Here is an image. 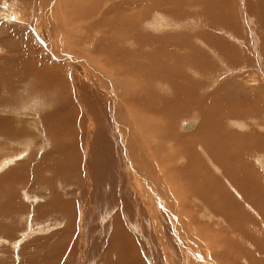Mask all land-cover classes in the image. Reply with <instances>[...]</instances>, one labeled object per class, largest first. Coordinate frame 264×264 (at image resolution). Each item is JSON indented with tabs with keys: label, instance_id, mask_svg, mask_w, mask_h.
<instances>
[{
	"label": "rangeland",
	"instance_id": "obj_1",
	"mask_svg": "<svg viewBox=\"0 0 264 264\" xmlns=\"http://www.w3.org/2000/svg\"><path fill=\"white\" fill-rule=\"evenodd\" d=\"M132 1L136 0H128L135 6H126L127 0H0V118L9 117L13 120L12 127L18 125L17 129L24 130L20 136H15L14 133L0 136V165L2 160L7 161L20 150L25 149L28 154L26 158L8 165L3 164L5 167L0 166V264H202L206 260L207 264H264V0H146L145 6L143 3L136 5L139 0L135 3ZM142 10H145L142 13L145 17L157 15L158 22L161 19H175V24H184L185 21L186 24L188 21L194 26L196 24L190 31L171 28L168 32H163L166 36H157L156 41L151 39V42L159 44H165L166 41L170 43L172 38L169 36L172 34L169 30L178 31L175 34L188 41L191 50L174 49L178 53H185L184 50L190 53L181 54L178 59L174 55L170 56L169 52L165 57L170 48L165 47V52L161 46L160 50L155 47L152 51L150 46L143 44L141 48L146 51L134 48L129 52L128 49L134 45L126 44L127 34L119 22L135 20ZM47 19L52 23H48L49 29L44 31L43 22ZM144 24L143 22L138 27L139 31L145 29ZM149 32L153 36L159 33L152 30ZM196 33L207 36L206 41L211 48L203 43H195L197 39L191 35L195 36ZM89 38L95 44L87 41L89 46L84 48L82 44ZM133 40L142 43L139 37H134L131 41ZM74 45L82 47L76 49ZM82 48L89 50L87 56L77 53V50L84 51ZM101 52L105 54L102 55ZM98 56H101L100 59ZM91 62L104 75L107 70H113L112 74L117 81L110 88L113 95H117L116 102L121 105L119 107L127 109L123 112L124 125L109 115L111 109L108 97L101 94L100 89L97 91L92 85L89 88V84L82 81L85 71L89 72V66H94L93 63L90 65ZM131 62L136 66H132ZM127 63L131 65L126 66ZM172 65L175 66L174 69ZM50 67L62 69L70 84L69 78L72 75L81 78V83L78 82L77 85L83 94L79 103L81 107L74 105L75 102L68 98L70 96L66 90L69 86L63 82V78L50 79ZM153 69L161 73L171 71L170 74L178 81L169 79L168 74L171 82L161 79L162 83L155 84L152 74L156 71ZM180 70L182 72H178ZM139 71H145L147 78ZM130 78L135 83L131 84ZM123 85L126 88H122ZM119 87L124 90L118 91ZM188 87L192 89L189 90ZM153 88L160 92L167 91L163 95L156 94L153 100L161 108V112H157L158 116L151 113V105L154 103L148 101ZM122 93L123 98L120 97ZM170 93L178 99L176 107L172 106L171 99L164 97ZM191 98L196 103H179L180 100ZM132 100L133 103L136 102L135 105ZM164 102L167 106H164ZM206 109L207 114L204 113ZM125 114L132 116L131 121H128ZM193 118L200 128L206 125L203 129L207 131L200 132L206 138L205 149L211 145L209 149H204L207 151L205 154L210 152L209 154L219 155L217 158L214 156V162L211 163L207 158L210 155L206 156L204 150L200 153L207 163L200 162L205 163V167L208 165L209 169L212 168L210 181L203 180L204 171L199 174L200 180L183 174L173 179L175 187L171 188L176 190L175 193H182L183 206L179 209L182 216L179 214L181 218H176L180 222L184 221V224L181 223L178 227L191 232L190 240L199 247L198 250L192 246L191 250L197 252L196 256L199 258L191 253L188 242L173 234L171 226L174 224L162 207H157L152 201L153 207H150L146 190L142 203V198L133 191L131 194L125 192L127 189L123 178L126 173L125 161H129L131 155L134 156V142L138 150L145 151L149 144H160L165 149L182 152V135L187 139L185 134H193L198 128V124L195 127ZM237 121L243 122L246 128L240 129L232 124ZM92 122L94 126L89 133L88 124ZM186 124L192 126L187 129ZM129 126L131 130L128 129ZM165 128L167 129L164 130ZM223 129L227 133L224 142L222 140L221 150L218 151L221 136L216 137V134H220ZM96 130L98 134H95ZM237 131L241 133L233 136L236 140L233 144L232 137L227 135ZM124 133L129 140L126 143ZM168 133L178 134V140L170 139ZM243 133L251 139H243ZM209 134L215 137L211 138ZM153 135L157 136L153 137L157 141L148 142ZM197 135L200 141L199 134ZM145 136L148 138L146 141ZM133 138L136 139L132 140ZM242 140L243 143H240ZM244 141L250 145L249 154ZM253 142L257 148H254ZM202 145L205 146L204 143ZM202 145L196 144L194 148L200 149ZM242 159L249 163L242 165ZM216 164L221 167L220 170ZM179 165L183 166V163ZM243 167L245 171L242 173ZM128 172L135 177L134 169L128 168ZM37 179L45 181V187L51 192L49 196L42 194L44 186L36 184ZM185 181L192 184L186 185ZM119 182L123 183L122 189ZM132 186L141 189L139 186ZM134 200L141 212L133 206ZM120 202L123 209H120ZM157 208L159 211L161 208L162 216ZM118 213L120 222L118 221L116 229L125 228L132 239L129 238L122 244L114 242L112 245V239H109L111 222ZM132 224H140V232L132 231Z\"/></svg>",
	"mask_w": 264,
	"mask_h": 264
},
{
	"label": "bare ground",
	"instance_id": "obj_2",
	"mask_svg": "<svg viewBox=\"0 0 264 264\" xmlns=\"http://www.w3.org/2000/svg\"><path fill=\"white\" fill-rule=\"evenodd\" d=\"M48 1V0H47ZM56 2H59V0H55ZM70 1V0H69ZM124 1V0H123ZM126 1V0H125ZM130 1V0H129ZM137 1V0H136ZM136 1H132V2H136ZM158 1H160V0H158ZM162 1V0H161ZM100 2V1H99ZM127 2H128V0H127ZM47 3H49V2H47ZM52 3V2H51ZM77 3H79V2H77ZM86 3V2H85ZM137 3H143V6H145V5H147L146 3H147V1L146 0H139V1H137L136 2V5H139V4H137ZM145 3V4H144ZM163 3H165V2H163ZM178 3V2H177ZM126 4V6H135V4H133V3H130V2H128V3H125ZM149 4H150V2H149ZM157 4V3H156ZM161 4V3H160ZM173 4H174V2H173ZM79 5V4H78ZM122 5V4H121ZM155 5V4H154ZM23 6V5H22ZM120 6V5H119ZM123 6V5H122ZM141 6V5H140ZM142 6V7H143ZM160 6V5H159ZM179 6V5H178ZM47 7V6H46ZM88 7V6H87ZM149 7H151V6H149ZM173 7H174V5H173ZM90 8V7H89ZM146 8V7H145ZM161 8V7H160ZM169 8H171L170 6H169ZM44 9V8H43ZM154 9H157V8H154ZM45 10V9H44ZM147 10V9H146ZM164 10V9H163ZM169 10V9H168ZM168 10H166V11H168ZM172 10L174 11L175 9H173L172 8ZM177 10H179V9H177ZM145 11V10H144ZM144 11L142 10V12H140L139 13V15H137V18L135 19V20H130V19H127V20H121L120 22H119V24L121 25V27L123 28V29H125V32H126V34H127V38L125 37V39H126V41H127V45H129V44H131L132 46L134 45V47L133 48H130V49H128L129 50V52L130 51H133V49L135 48V49H138V50H141V49H143V48H141L142 47V44H143V46H150V50H152V48H157V49H159L160 50V47L162 46L163 47V49H165V52H166V48L165 47H167V48H170L169 50H171V51H169V50H167V53L165 54V57L167 56V55H169V52H170V56L171 55H174L176 58H178L181 54L183 55V54H188V53H190V51L188 52V50H191V47L189 46V43H188V41H184V39H182L183 37H180V36H178V35H176L175 34V32H178V31H170L169 30V33H171L172 35H170L169 36V38H172L171 39V41H170V43L168 42V41H166V42H168V43H166V42H164L165 44H162V42L159 44V43H157V42H151V39H154L155 41H156V38H157V36H159V37H161V36H166V34L164 35L163 34V32H168V29H173V30H176V29H178V28H182V29H186V30H189L190 31V28L192 29V27H193V29H194V27L196 26V24H195V26H194V24L192 23V24H190L189 23V21H188V24H186L185 22H183L184 24H182L181 22H179L178 24H175L176 22H174L175 21V19H174V21H173V19H172V21L174 22H172L171 20H168V19H161L159 22L157 21V19L159 18L157 15H153L154 17H152L151 16V18H150V15L149 16H147V17H145V16H143L142 15V13H144ZM153 11V10H152ZM165 11V10H164ZM170 11V10H169ZM75 12V11H74ZM174 12H177V11H174ZM82 13V12H81ZM151 12L149 11V14H150ZM156 13V12H155ZM179 13V12H178ZM88 14V13H87ZM156 14H158V13H156ZM160 14H162V13H160ZM168 14V13H167ZM175 14V13H174ZM177 14V13H176ZM19 15V14H18ZM48 15V14H47ZM84 15V14H83ZM13 16V15H12ZM162 16H164V15H162ZM169 16V15H168ZM171 16V15H170ZM14 17V16H13ZM79 17V16H78ZM165 17V16H164ZM7 18V17H6ZM166 18V17H165ZM172 18V17H171ZM221 18V17H220ZM147 19H149V20H147ZM9 20V19H8ZM159 20V19H158ZM189 20V19H188ZM191 21H192V19H191ZM229 21H231V20H229ZM228 21V22H229ZM145 23L144 24V26H145V29L144 30H142V32L141 31H139V28L138 27H140V25H142V23ZM205 22V21H204ZM48 23H52L49 19H47V20H44V22H43V24H45L44 25V31L46 30V28H48L49 29V27H48ZM161 23H163V25L161 24ZM10 24V23H9ZM46 25H47V27H46ZM190 25H192V26H190ZM42 26V25H41ZM51 27V26H50ZM142 27V26H141ZM25 28V27H24ZM189 28V29H188ZM51 30V29H50ZM50 30H48V32H50ZM149 30H152V31H154V32H159V33H156V35H151L150 34V32H149ZM103 31V30H102ZM184 31V30H183ZM180 32V31H179ZM182 32V31H181ZM153 33V32H152ZM191 33V32H190ZM207 33V32H206ZM102 33H100V35H101ZM196 34H199V33H196ZM195 34V36H193V34L191 35V37L192 38H196L195 40H196V42L195 43H198L199 45H201L200 43H203V45L204 46H207V47H210L211 48V45L210 46H208V42L206 41V37L207 36H201V34H203V33H201V34H199V35H196ZM204 35V34H203ZM96 36V35H95ZM103 36V35H102ZM172 36V37H171ZM185 36V35H184ZM201 36V37H200ZM134 37H139L140 38V40H141V42L142 43H137L136 41H131V39H133ZM168 37V36H167ZM167 37H166V40H167ZM209 37V36H208ZM96 38L97 37H95V40H96ZM101 38V37H100ZM162 38V37H161ZM165 38V37H164ZM168 38V39H169ZM83 39V38H82ZM85 39V38H84ZM150 40V41H149ZM165 40V39H164ZM163 40V41H164ZM91 42L92 44H95V42H93L94 40H92V39H86V41H85V44H82L83 45V47L84 48H86L87 46H89V43L88 42ZM40 42V41H39ZM98 42V41H97ZM99 42H101V40L99 41ZM105 42V41H104ZM20 44V43H19ZM101 44H102V42H101ZM104 44V43H103ZM40 45V44H39ZM105 45V44H104ZM75 46V45H74ZM195 46H197L196 44H195ZM19 47V46H18ZM82 47V46H81ZM81 47H79L80 49H81ZM95 47H97V46H95ZM129 47V46H128ZM161 47V48H162ZM75 48L76 49H79L78 48V46H75ZM104 48H106V47H104ZM103 48V49H104ZM174 48H179V49H188V50H184V52L185 53H178V51L176 50V49H174ZM107 49V48H106ZM219 49V48H218ZM31 50H32V48H31ZM82 50H84L83 48H82ZM105 50V49H104ZM101 51H102V49H101ZM143 51H146V50H144L143 49ZM153 51V50H152ZM208 51V50H207ZM76 52V51H75ZM98 52V51H97ZM105 52V51H104ZM107 52V51H106ZM105 52V53H106ZM148 53H149V51H147ZM77 53H79L80 55H82V56H84V54L87 56V54H89V50L87 51H80V50H77ZM83 53V54H82ZM102 53V52H101ZM105 53H102V55H104ZM154 53H156V52H154ZM159 52H157V54H158ZM192 53V52H191ZM238 53V52H237ZM91 54V53H90ZM100 54V53H99ZM128 54V53H127ZM115 55V54H114ZM151 55V54H150ZM191 55V54H190ZM216 55V54H215ZM47 56V55H46ZM97 56V55H96ZM106 56V55H105ZM105 56H102V57H105ZM109 56V55H108ZM159 56V55H158ZM99 57V56H98ZM101 57V56H100ZM100 57H99V59H100ZM135 57V56H134ZM188 57V56H187ZM229 57H230V55H229ZM37 58V57H36ZM35 58V59H36ZM107 58V57H106ZM132 58V57H131ZM148 58V57H147ZM205 58V57H204ZM41 59V58H40ZM39 59V60H40ZM109 59H110V57H109ZM132 59H134V58H132ZM137 59V58H136ZM171 59V58H170ZM179 59V58H178ZM44 60H46V59H44ZM48 60V59H47ZM87 60H89L88 59V57H87ZM86 60V61H87ZM148 60V59H147ZM168 60V59H167ZM223 60V59H222ZM226 60V59H225ZM42 61V60H41ZM90 61V60H89ZM134 61H136V60H134ZM156 61V60H155ZM171 61V60H170ZM172 61H176V60H172ZM43 62V61H42ZM77 62H79V61H77ZM94 62V61H93ZM93 62H91L90 63V65L93 63ZM148 62V61H147ZM84 63V62H83ZM122 63H123V61H122ZM151 63V62H150ZM153 63V62H152ZM151 63V64H152ZM162 63V62H161ZM173 63V62H172ZM99 64H101L100 62H99ZM131 64H132V66H134L135 64H134V62L132 63L131 62ZM131 64H129V63H127V65L126 66H129V65H131ZM141 64H142V62H141ZM163 64V63H162ZM79 65V64H78ZM92 65H94V63L92 64ZM105 65V64H104ZM143 65V64H142ZM166 65V64H165ZM193 65H195V63L193 64ZM250 65V64H249ZM79 66H81V65H79ZM89 66V65H88ZM88 66H86V68H88ZM95 66V67H94ZM94 66H89V68H91V70H89V72L87 71H85V76H84V80H82V81H84V83H86V84H89L88 85V87L90 88V87H92V88H94V89H96L97 91H99L98 89H100V93L101 94H103V95H106L107 97H108V99H109V109H111L110 110V112H109V115L111 116V118L112 119H114V120H119L120 122H122L121 124H125L124 123V116H123V112L125 113L126 112V110H124L122 107H119V106H121V105H118L117 104V102H116V96L117 95H113V93H112V90H111V88H110V86H113L115 83H116V81H117V78H115L116 76L114 75V74H112V71L111 70H107V72H106V74L104 75V74H102V73H100L99 71H98V69L96 68V64L94 65ZM109 66V65H108ZM136 66V65H135ZM174 65H172V67H173ZM97 67H99V68H101V65H98ZM104 68L106 67V66H103ZM139 66L137 65V68H138ZM157 67V66H156ZM155 67V68H156ZM175 67V66H174ZM174 67H173V69H174ZM85 68V67H84ZM85 68V69H86ZM108 68V67H107ZM149 68H150V66H149ZM148 68V69H149ZM158 68V67H157ZM169 68V67H168ZM84 69V70H85ZM110 69V68H109ZM111 69H114V68H112L111 67ZM170 69V68H169ZM83 70V71H84ZM139 70H140V68H139ZM152 70V69H151ZM150 70V71H151ZM154 71H156L155 69H153ZM166 71H167V69H165ZM171 70V69H170ZM67 71V70H66ZM102 71V70H101ZM116 71V70H115ZM126 71V70H125ZM174 71V70H173ZM47 72V71H46ZM140 72V71H139ZM147 72H148V70H147ZM178 72H182L181 70L180 71H178ZM220 72V71H219ZM43 73V72H42ZM69 73V72H68ZM97 73H98V75H97ZM118 73V72H117ZM125 73V72H124ZM127 73V72H126ZM140 73H142V72H140ZM144 73H145V71H144ZM144 73H142L143 75H144ZM164 73H167V74H164ZM170 73H172L171 71H167V72H163V73H161V72H159V70L158 71H156V72H153V78L152 79H154V81H155V84L156 83H162L161 81V79H166L167 81H169V82H171L170 80H168V76L170 75V77H169V79H175V77H174V75L173 74H170ZM225 73V72H224ZM49 74L51 75H49L50 76V79L52 80L53 78L54 79H56V80H60L61 78H63V82L65 83V84H67L69 87H68V89L66 90V93L70 96V97H68L70 100L72 99V101H73V103L75 102V104L74 105H78L79 107H81V104L79 105V103L81 102V99H82V95L83 94H81V92H80V87L78 86L77 87V85H78V82H80V80H81V78H79V77H74V75H72V77H70L69 79H71V84L68 82V80H67V77H66V75L63 73V71H62V69H58V68H53V67H50V71H49ZM119 74V73H118ZM169 74V75H168ZM114 75V76H113ZM117 75V74H116ZM133 75V74H132ZM137 75V74H136ZM135 75V76H136ZM139 75V74H138ZM137 75V76H138ZM143 75H139L140 77H142ZM47 76V75H46ZM145 76V75H144ZM150 76V75H149ZM180 76H182V75H180ZM184 76H186V75H184ZM126 77L127 76H125L124 77V79H126ZM139 77V78H140ZM178 77V76H177ZM183 77V76H182ZM187 78H188V76H186ZM133 78H134V75H133ZM132 78V79H133ZM145 78H147L146 76H145ZM145 78L143 77L142 79H143V81L145 82ZM65 79H66V82H65ZM135 79V78H134ZM134 79L133 80H131V78H130V80L132 81L131 82V84L134 82ZM141 79V78H140ZM185 79V78H184ZM119 80H121V79H119ZM139 80V79H138ZM176 80V79H175ZM174 80V81H175ZM180 80V79H179ZM183 80V79H182ZM136 81H137V79H136ZM141 82H142V80H140ZM147 81V80H146ZM152 81V80H151ZM178 81V79L176 80V82ZM187 81V80H186ZM123 82V81H122ZM125 82V81H124ZM129 82V81H128ZM176 82H174L175 83V85H174V87H176L177 86V84H176ZM181 82V81H180ZM179 82V83H180ZM191 82V81H190ZM77 83V84H76ZM81 83V82H80ZM126 83V82H125ZM135 83V82H134ZM153 83V82H152ZM172 84H173V82H172ZM195 84V83H194ZM84 85V84H83ZM92 85V86H91ZM116 85V84H115ZM120 85H122V84H120ZM125 85V84H124ZM124 85H123V87L122 88H126V87H124ZM126 85H128V84H126ZM250 85V84H249ZM47 86V85H46ZM118 86V85H117ZM135 86V85H134ZM170 86V85H169ZM153 87V86H152ZM209 87H212L211 85L209 86ZM208 87V88H209ZM240 87V86H239ZM113 88V87H112ZM122 88H118V91H120V92H122L121 91V89ZM131 88H133V87H131ZM171 88H172V86H171ZM189 88V87H188ZM252 88V87H251ZM38 89H40V88H38ZM128 89V88H127ZM190 89H192V88H189V90ZM209 89H211V88H209ZM45 90V89H44ZM95 90V91H96ZM122 90H124V89H122ZM188 90V91H189ZM96 91V93L98 94V92ZM129 91V90H128ZM128 91H126V93H128ZM162 91V90H161ZM37 92H38V90H37ZM114 92H116L115 90H114ZM165 92H167V91H165ZM165 92H160L157 88H153V92H151L150 93V96H149V98H148V101H150V102H153L154 103V105L152 106L151 105V113L152 114H156V116H158L157 115V112H161L160 111V109L158 108V104H156L153 100L155 99V97H156V94H164ZM202 92V91H201ZM130 93L131 92H129V96H130ZM137 94H138V92H137ZM16 95V94H15ZM68 95H66V96H68ZM121 95V94H120ZM124 95V93H122V96H120V97H124L123 96ZM126 95V94H125ZM1 96V95H0ZM37 96V95H36ZM92 96H94V95H92ZM95 96H96V94H95ZM128 96V95H127ZM126 96V97H127ZM135 95H133V97H134ZM187 96V95H186ZM201 96V95H200ZM100 97V96H99ZM105 97V96H104ZM164 97L167 99H171V102L173 103L172 104V106L173 107H176V105H177V101H178V99H176V98H174V97H172V95H171V93L170 94H165L164 95ZM121 98V99H122ZM129 98V97H128ZM136 98V97H135ZM134 98V99H135ZM188 98V97H187ZM120 99V100H121ZM130 100H131V98H129ZM163 99V98H162ZM199 99V98H198ZM119 100V101H120ZM123 100V99H122ZM125 100V99H124ZM130 100H129V104L131 105V103H130ZM145 100V99H144ZM163 100H165V99H163ZM137 101H138V99H137ZM124 102V101H123ZM126 102V101H125ZM140 102V101H139ZM165 102H166V100H165ZM164 102V103H165ZM183 102H186V103H188V102H190V103H196V102H194V99H184L183 101L182 100H180L179 101V103H183ZM72 103V102H71ZM119 103V102H118ZM132 103H133V100H132ZM136 103V102H135ZM135 103H133L134 105H135ZM146 103V102H145ZM167 103V102H166ZM165 103V105L164 106H167V104ZM35 103H32V105H34ZM124 104H126V103H124ZM128 104V103H127ZM150 104V103H149ZM169 104V103H168ZM140 105V104H139ZM138 105V106H139ZM146 105V104H145ZM170 105V104H169ZM179 105V104H178ZM192 105V104H191ZM68 106V105H67ZM127 106V105H126ZM142 106H144L143 104H142ZM124 107V106H123ZM131 107H132V105H131ZM171 107V106H170ZM193 107V106H192ZM134 108V107H133ZM143 108V107H142ZM142 108H140V109H142ZM150 108V107H149ZM159 110H158V109ZM162 108H163V105H162ZM203 108V107H202ZM82 109V108H81ZM129 109V108H128ZM166 109H168V108H166ZM86 110V109H85ZM134 110V109H133ZM136 110V109H135ZM145 110V109H144ZM168 110H170V108L168 109ZM187 110V109H186ZM129 111H131L130 109H129ZM146 111H148V109H146ZM198 111V110H197ZM207 109L204 111V113L205 114H207ZM132 112V111H131ZM134 112H136L137 113V111H134ZM169 112V111H168ZM168 112H165V113H168ZM86 113H88V110H86ZM129 113V112H128ZM140 113V112H139ZM164 113V112H163ZM163 113H161V114H163ZM89 115H90V113H88ZM141 114H143V112L141 113ZM216 114V113H215ZM126 115V114H125ZM145 115V114H144ZM147 115H149V114H147ZM159 115H160V113H159ZM81 116V115H80ZM91 116V115H90ZM127 116V118H128V121L130 120L131 121V117L129 116V115H126ZM134 116V115H133ZM138 116V115H137ZM152 116V115H151ZM194 116V115H193ZM205 116V115H204ZM135 117V116H134ZM146 117V116H145ZM148 117V116H147ZM167 117V116H166ZM165 117V118H166ZM212 117V116H211ZM230 117V116H229ZM228 117V118H229ZM43 118V117H42ZM156 117H154V119H155ZM159 118V117H158ZM164 118V119H165ZM231 118V117H230ZM89 119L90 120H93V118L92 117H89ZM137 119V118H136ZM146 119V118H145ZM150 119V118H149ZM149 119H147V120H149ZM151 119H152V117H151ZM157 119V118H156ZM155 119V120H156ZM163 119V120H164ZM194 119V118H193ZM158 120V119H157ZM168 120V119H167ZM223 120V119H222ZM235 120H237L236 118H235ZM42 121V120H41ZM133 121V120H132ZM136 121H139V120H136ZM165 121V120H164ZM185 121V120H184ZM187 122V121H186ZM185 122V123H186ZM28 123V122H27ZM91 123V122H90ZM88 124V127L90 128L88 131H89V133H91V130H92V128H93V126H94V122H92V124ZM150 123V122H149ZM148 123V124H149ZM154 123V122H153ZM156 123V122H155ZM154 123V124H155ZM162 123V122H161ZM165 123V122H164ZM193 123H194V125H195V127H196V125L198 124L197 122H196V120L194 119V121H193ZM211 123V122H210ZM15 124V123H14ZM121 124H119L120 126H121ZM135 124H136V122H135ZM153 124V125H154ZM157 124V123H156ZM163 124V123H162ZM232 124L234 125V126H239L240 127V129H245L246 128V126H245V124L243 123V122H235V124H234V122H232ZM257 124H259V122L257 123ZM256 124V125H257ZM262 124V123H261ZM140 125V124H139ZM138 125V126H139ZM152 125V124H151ZM161 125V124H160ZM159 125V126H160ZM170 125V124H169ZM222 125H223V123H222ZM13 126V120L11 119V118H6V119H3V118H0V136H3V135H10V134H13V135H15V136H20L23 132H24V130L22 129V128H20V129H17L18 127V125L14 128V127H12ZM22 126V125H21ZM144 126H145V124H144ZM149 126V125H148ZM168 126V125H167ZM166 126V127H167ZM192 125H190V124H186V126H185V128H187V129H189L190 127H191ZM198 126V128H196V130L194 131V133L193 134H185V135H187V139H186V137L184 136V135H182L183 136V138H184V143H183V151L181 152V151H174V149H172V151H171V149H165L164 148V146H162V145H160V144H156V145H151L150 146V144L149 145H147L146 147H145V151H143V150H141V149H136V143L134 142V144H133V146H134V149L132 150V152H133V154H134V156L133 155H131V157H130V159H129V161H125V167H126V173H124L125 175L123 176V178L125 179L124 181L126 182V193H130L131 194V191H133V193H136L137 195H138V197H140V198H142V199H140L141 201H142V203H143V201H144V196H145V194H144V191L147 193L146 195V197L147 198H149V199H147V200H149L150 202L152 201V202H154V203H156V206L157 207H162V209L165 211L164 213L166 214V215H168L169 216V218H170V221L175 225H172L171 227H173V229H172V231H173V234L177 237V238H179V236H180V238L183 240V241H186V242H188V248H189V250L191 251V253H193L195 256L194 257H198L199 258V256H196V253L197 252H192V246L194 247V249H196L198 246L196 245L195 246V243L193 242V240H190V239H192V234H191V232H189V231H186L185 229H181V228H179L178 226L179 225H181V223L182 224H184L183 222L184 221H182V222H180L179 220H177V218L176 217H180L181 218V212H180V207L181 206H183V202H182V200H181V195L180 194H182V193H180V191L178 192H176L175 193V191L176 190H174V189H172L171 187H175V184H174V182H175V180H173L175 177H176V179L180 176V175H185V176H187V177H190V178H194L195 180H200V176H199V174H201V171L203 172L204 171V175H203V180H206V181H208V179H209V181H210V169H212V168H210L209 169V167H208V165L205 167V163H207V162H205V161H207V160H204L203 159V157L201 156V152H203V150L205 149V147H206V138H205V136L204 135H202L200 132H202V131H207V130H204L203 128H206V125H204L203 127L201 126V128H200V126H199V124L197 125ZM227 126V125H226ZM252 126V125H251ZM255 126V125H254ZM254 126H252V127H254ZM258 126V125H257ZM122 127V126H121ZM143 127V126H142ZM142 127H140V128H142ZM256 127V126H255ZM261 127H263V126H261ZM114 128V127H113ZM138 128V127H137ZM168 128V127H167ZM167 128H165L164 130H166ZM224 128V127H223ZM229 128V127H228ZM120 129V128H119ZM119 129H117L118 131H119ZM127 129V128H126ZM128 129L129 130H131V128H130V126L128 127ZM146 129V128H145ZM148 129V128H147ZM239 129V128H238ZM250 129V128H249ZM256 129H259V128H256ZM256 129H254V130H256ZM264 129V128H263ZM134 130V129H133ZM138 130H140V129H138ZM141 130H143V128L141 129ZM170 131H171V129H169ZM217 130V129H216ZM230 130V129H229ZM251 130L253 131V128H251ZM169 131V132H170ZM220 131V130H219ZM257 131V130H256ZM260 131V130H259ZM166 133L167 134V132L166 131H163V133ZM258 132V131H257ZM257 132H255V133H257ZM137 133V132H136ZM140 133H143V132H140ZM209 133V132H208ZM222 133L224 134L223 136H222ZM226 133L227 132H224V129L222 130V131H220V134H216V137L217 136H221L220 138H219V140H218V151L219 150H221V148H220V146H221V143H222V140H223V142H224V138H225V136H226ZM237 133H241V131H237L236 133L235 132H233V133H230V134H228L227 135V137H232V140H231V142H233V144H235L236 143V140L233 138V136L234 135H236ZM95 134H98L97 133V130L95 131ZM197 134H199V137H200V141L198 140V135ZM206 135H207V133H205ZM121 135V134H120ZM123 135V134H122ZM121 135V136H122ZM124 135H125V133H124ZM130 135H131V133H130ZM133 135V134H132ZM168 135H169V133H168ZM243 135H244V133H243ZM248 135H250V134H248ZM253 135V134H252ZM259 135V134H258ZM129 136V135H128ZM143 136V135H142ZM141 136V137H142ZM208 136H210V134L208 135ZM246 135H244V137H243V139H245V140H250L251 138L250 137H245ZM255 136V135H254ZM262 136V135H261ZM139 137V136H138ZM153 137H156L157 138V136H155V135H153V136H151L150 137V139H148L147 138V136H145L144 137V141H146V139H148V142H150V141H157V139H154ZM170 139H173V140H178L177 139V137H179V135L177 134V135H172V134H170L169 136H168ZM211 138H214L215 136H210ZM208 138V137H207ZM17 139V138H16ZM128 139V137L125 135L124 136V143H126L127 141H129V140H127ZM130 139V138H129ZM136 138H133L132 140H135ZM140 139V138H139ZM240 139V138H239ZM12 140V139H11ZM29 140V139H28ZM141 140V139H140ZM142 140H143V138H142ZM172 140V141H173ZM210 140V139H209ZM254 140V139H253ZM169 141V140H168ZM208 141V140H207ZM215 140L213 139V142H214ZM29 142V141H28ZM131 142V141H130ZM212 142V141H211ZM211 142H208L209 144L211 143ZM217 142V141H216ZM248 142V141H247ZM258 142V141H257ZM256 142V143H257ZM3 143V142H2ZM2 143H1V145H2ZM121 143H123V142H121ZM187 143H188V145H190V146H188L187 145ZM201 144L202 145V143H204L205 144V146H201V148L200 149H198V147H197V149H198V151H197V149H195L194 148V145H196V144ZM240 143H243V140H242V142H240ZM239 143V144H240ZM244 143H246L245 141H244ZM28 144V143H27ZM167 144V143H166ZM165 144V145H166ZM171 144V143H170ZM211 144H214V143H211ZM217 144V143H216ZM250 144V143H249ZM252 144V143H251ZM253 144H254V148H257V147H255L256 146V144H255V142H253ZM260 144V143H259ZM26 145V144H25ZM241 145V144H240ZM239 145V146H240ZM27 146V145H26ZM30 146V145H29ZM131 146V145H130ZM170 146V145H169ZM211 146V145H210ZM209 145H208V147L206 148V149H209V147H210ZM246 146H247V148H246V150L248 151L247 153L249 154V152H251L248 148H249V146L250 145H248L247 143H246ZM215 148L214 149H217L216 148V146H214ZM242 147V146H241ZM251 147H252V145H251ZM250 147V148H251ZM1 148V147H0ZM30 148V147H29ZM28 148V149H29ZM140 148V147H139ZM162 148V149H161ZM170 148H171V146H170ZM203 148V149H202ZM259 148V147H258ZM205 149V150H206ZM262 149V148H261ZM161 150V151H160ZM204 150V154H205V152H206V154H207V151H205ZM237 150H239V149H237ZM213 151V150H212ZM257 151L259 152V149H257ZM214 152V151H213ZM212 152V153H213ZM216 152H217V150H216ZM254 153H255V151H253ZM27 153V150H20L19 152H16V153H14V154H12V156L13 157H9V159L7 160V161H5L4 162V160H2V162H1V165L0 166H2L3 164L4 165H8L9 163H12V162H15V161H17V160H21V159H23V158H26V157H28L27 155L28 154H26ZM131 153V152H130ZM139 153V154H138ZM202 153V154H203ZM210 153V152H209ZM208 153V155H210V156H208V155H206V156H208L207 158H209L208 159V161L209 162H214L212 159H213V157L214 156H216V158L218 157V153H216V154H209ZM246 153V152H245ZM85 154H86V152H85ZM220 154H223V156H225L224 155V153L223 152H220ZM236 154V153H235ZM245 155V154H244ZM252 155V154H251ZM240 156V155H239ZM205 157V156H204ZM226 157V156H225ZM253 157V156H252ZM256 157V156H255ZM86 158V157H85ZM84 158V159H85ZM123 158V157H122ZM184 158H185V161H184ZM216 158H215V161H216ZM229 158V157H228ZM232 157H230L229 159H231ZM234 158V157H233ZM247 158V157H246ZM259 158V157H258ZM261 158V157H260ZM260 158H259V160H260ZM201 159H203V160H201ZM225 159V158H224ZM227 159V158H226ZM239 159H240V157H239ZM239 159H235V160H239ZM244 159V158H243ZM240 160L241 161V164L243 165V164H245V163H249V162H246V160L244 161V160ZM257 159V158H256ZM262 159V158H261ZM86 160V159H85ZM228 160V159H227ZM200 161H202V162H205L204 164L202 163V162H200ZM218 161H220V159L218 158ZM260 161H262V160H260ZM223 162H225L224 160H223ZM179 163H183V166H180V165H182V164H180L179 165ZM220 163H222L221 161H220ZM219 163V164H220ZM3 165V166H4ZM217 165V166H216ZM215 166L216 167H218V164H216ZM177 166H179V167H177ZM221 166V165H220ZM5 167V166H4ZM225 167V166H224ZM128 168H132V169H134V171H135V177H132L131 175H130V172H128ZM214 168V167H213ZM220 168L221 167H218V169L220 170ZM241 168V167H240ZM223 169V168H222ZM234 169V168H233ZM250 169H254V168H250ZM241 169H239V171H240ZM183 171V172H182ZM199 171H200V173H199ZM211 171H213V170H211ZM216 171V170H215ZM223 171H224V169H223ZM226 171V170H225ZM224 171V172H225ZM242 171V173L245 171V168L243 167V169L241 170ZM137 172V173H136ZM219 172V171H218ZM178 173V174H177ZM180 173H182V174H180ZM253 173H256V172H253ZM224 174H226V173H224ZM229 174V173H228ZM84 175V174H83ZM230 176V175H229ZM255 176V175H254ZM253 176V177H254ZM199 177V179H197ZM225 177V176H224ZM189 178V179H190ZM215 178V177H214ZM226 178V177H225ZM256 179H258V177L256 178ZM195 180H193V181H195ZM36 181V180H35ZM120 181H121V179H120ZM190 181H191V179H190ZM231 181V180H230ZM98 182V181H97ZM137 182V183H136ZM199 182V181H198ZM205 182V181H204ZM179 183V182H178ZM176 184L177 186H179V184ZM183 183V182H182ZM209 183V182H208ZM230 183V182H229ZM36 184H43V186H44V188H42L41 190L43 191L42 192V194L43 195H45V196H49L50 194H51V192L48 190V188H46L45 186H47L46 185V183H45V181L43 180V182L41 181V180H39V179H37V181H36ZM110 184V183H109ZM112 184V183H111ZM122 184L123 183H118V185H119V187H121V189H122ZM185 184L186 185H191L192 183H187L186 181H185ZM129 185V186H128ZM132 185H136V186H139L141 189H139L138 187H135L134 188V186H132ZM180 185H183V184H180ZM111 186V185H110ZM127 186H128V188H127ZM183 187H184V185H183ZM186 187H188V186H186ZM225 188V187H224ZM232 188V187H231ZM233 188H235L234 186H233ZM128 189H130L129 191H128ZM206 189H207V187H206ZM217 189V188H216ZM236 189V188H235ZM239 189V188H238ZM258 189H259V187H258ZM185 191V190H184ZM235 191V190H234ZM203 192V191H202ZM227 192V191H226ZM150 193H151V195H150ZM257 193H259V192H257ZM260 193H261V190H260ZM184 194V193H183ZM196 194V193H195ZM194 194V195H195ZM236 194V193H235ZM237 194H239V193H237ZM127 195V194H126ZM226 195V194H225ZM230 196V195H229ZM205 197V196H204ZM203 197V198H204ZM231 197V196H230ZM131 198V197H130ZM232 198V197H231ZM127 200L129 199V198H126ZM206 199V198H205ZM233 200H234V198H232ZM131 200V199H130ZM226 200H228L229 201V199H226ZM185 201V200H184ZM146 202V201H145ZM151 202V206L150 207H153L152 206V203ZM226 202V201H225ZM231 202V201H230ZM192 203H194V202H192ZM201 203V202H200ZM203 203H205V202H203ZM215 203V202H214ZM229 203V202H228ZM119 204H121L120 205V209H123L124 207L122 206L123 204L120 202ZM133 204H135V200H134V202H133ZM137 204V203H136ZM136 204L135 205H133L134 207H136ZM140 204H141V202H140ZM185 204V203H184ZM191 204V203H190ZM222 204V203H221ZM220 204V205H221ZM225 204V203H224ZM235 204H236V202H235ZM109 205V204H108ZM194 205V204H193ZM213 205V204H212ZM139 206V205H138ZM142 206V205H141ZM144 206V205H143ZM146 206V205H145ZM149 206V205H148ZM231 206V205H230ZM240 206V205H239ZM235 207V206H234ZM233 207V208H234ZM137 208V207H136ZM196 208V207H195ZM214 208H216V207H214ZM221 208V207H220ZM138 209V208H137ZM146 209H148V208H146ZM158 209V208H157ZM236 209V208H235ZM70 210V209H69ZM139 210V212H141L140 211V209H138ZM153 210H155V209H153ZM222 210V209H221ZM70 211H72V210H70ZM119 211V210H118ZM147 211V210H146ZM156 211V210H155ZM154 211V212H155ZM160 214L159 215H161L162 216V214H161V208H160V211H159V209L157 210ZM156 211V212H157ZM226 211V210H225ZM107 212V211H106ZM155 212V213H156ZM180 212V213H179ZM208 212V211H207ZM73 213V212H72ZM107 214H108V212H107ZM179 214L181 215V216H179ZM105 215V214H104ZM119 213L117 214V217H116V219H113L112 220V222H111V226H112V229H111V233H110V235H109V239H112V245H113V243L114 242H118V244H122L123 242H126V240H128L130 237H129V235L126 233V231L124 230L125 228H121V226L119 227V229L120 230H117L116 229V225H117V223H119L120 221H119V219H118V217H119ZM107 216V215H106ZM184 216V215H183ZM208 216V215H207ZM72 217V216H71ZM105 218V217H104ZM103 218V219H104ZM112 218V217H111ZM138 218V217H137ZM184 218V217H183ZM138 220V219H137ZM137 220H136V222H137ZM203 220V219H202ZM119 221V222H118ZM168 222H169V220H168ZM140 223V222H139ZM122 224H123V222H122ZM131 226V228L132 229H134V230H132V231H134V232H140V230H139V228L141 229V225L140 224H135V225H130ZM128 228V227H127ZM129 230V229H128ZM118 231V232H117ZM171 231V232H172ZM131 233V232H130ZM141 233H142V231H141ZM159 233V232H158ZM137 234V233H136ZM131 235V234H130ZM135 235V234H134ZM138 235V234H137ZM130 239H132V238H130ZM131 241V240H130ZM223 241V240H222ZM185 242V243H186ZM192 242V243H191ZM126 245V244H125ZM213 245H215L214 243H213ZM115 246V245H114ZM121 246V245H120ZM123 246V245H122ZM199 248V247H198ZM197 248V249H198ZM192 249V250H191ZM211 249V248H210ZM199 250V249H198ZM212 251V250H211ZM199 253V252H198ZM192 254V255H193ZM202 254V253H201ZM234 254V253H233ZM119 255H120V253H119ZM115 256V255H114ZM229 256V255H228ZM116 257V256H115ZM228 258V257H227ZM118 260V259H117ZM226 260V259H225ZM226 261H228V260H226ZM253 261V260H252ZM204 262V261H203ZM250 262V261H249ZM137 263V262H136ZM220 263V262H219ZM251 263H253V262H251ZM138 264V263H137ZM202 264H207V260H206V262H204V263H202Z\"/></svg>",
	"mask_w": 264,
	"mask_h": 264
}]
</instances>
